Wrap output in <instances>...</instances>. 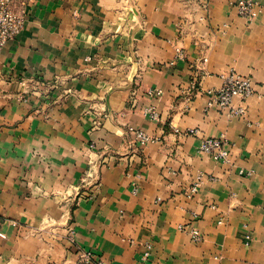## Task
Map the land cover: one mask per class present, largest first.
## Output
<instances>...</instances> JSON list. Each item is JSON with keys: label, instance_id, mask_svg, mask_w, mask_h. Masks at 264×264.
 <instances>
[{"label": "crops", "instance_id": "1", "mask_svg": "<svg viewBox=\"0 0 264 264\" xmlns=\"http://www.w3.org/2000/svg\"><path fill=\"white\" fill-rule=\"evenodd\" d=\"M234 1L29 0L0 53V264H264V0ZM231 70L243 114L210 100Z\"/></svg>", "mask_w": 264, "mask_h": 264}, {"label": "built area", "instance_id": "2", "mask_svg": "<svg viewBox=\"0 0 264 264\" xmlns=\"http://www.w3.org/2000/svg\"><path fill=\"white\" fill-rule=\"evenodd\" d=\"M28 3L29 0H0V53L5 44L9 40L15 39L25 28ZM257 4L256 0H235L233 3L239 15L248 19L255 15ZM178 56H183L180 50ZM223 78L224 83L220 88L209 90L211 103H215L221 110L228 109L230 114H243L244 109L242 107L237 108L233 106V99L240 97L245 100L254 93L255 89L251 76L231 70L223 75ZM147 112L153 120L159 119V114L154 108L147 109ZM131 132L135 134V139L140 145H145L150 140V137L141 128H131ZM198 132V128H190L184 133L197 135ZM198 150L222 161H227L231 154L226 140L213 136L203 137ZM199 186L200 184L198 183L194 184L191 187L190 193L194 194L198 192ZM179 229L183 232H188L194 241L198 242L203 238L201 231L193 226L192 222L180 224ZM71 240L74 241L72 236ZM150 249L151 246L149 245L146 255H149ZM79 255L81 263L106 264L105 260L93 250L81 249Z\"/></svg>", "mask_w": 264, "mask_h": 264}]
</instances>
